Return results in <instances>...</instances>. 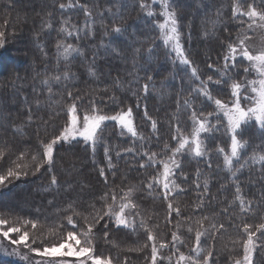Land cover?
<instances>
[{"label": "trees", "instance_id": "1", "mask_svg": "<svg viewBox=\"0 0 264 264\" xmlns=\"http://www.w3.org/2000/svg\"><path fill=\"white\" fill-rule=\"evenodd\" d=\"M173 2L181 23L182 45L193 67L198 68V79L190 76L188 69L178 71L164 54L155 18L146 13L149 0H0V32L4 33L0 50V175L18 168H7L15 158L25 167L22 173L15 170L18 177L11 176L0 185V214L53 228L57 231L52 234L54 239L78 225L91 226L90 235H101L107 230L100 219L104 205L115 191L135 188L139 197L148 196L151 231L164 240L162 243L168 240V250L185 249L187 253L198 229L218 228V234L212 237L211 231L200 243H209L214 249L209 264H232L247 239L243 231L247 224L249 231L256 233L260 248L254 264H264V230L256 231L264 224V164L249 161L254 153L264 154V131L255 123L238 134L247 146L240 159L233 161L231 172L224 165V155L230 154V136L220 114L218 130L201 134L205 155L195 157L185 149L174 157L180 165L173 176L172 189L176 191L171 190L165 199L160 189L148 187L160 164L173 158L180 138L191 137L193 112L203 119L202 112L215 109L213 102L193 91L200 82L209 76L213 81L226 80L211 82L209 91L227 104L231 102V83L244 82L247 64L236 61L233 66V61L224 59L243 24L240 16H233L232 6L245 3V7L252 5L264 12V0ZM61 4L72 7L62 9ZM65 27H84L82 34L69 39L78 53L67 60L60 57L58 47L65 42ZM6 63L8 69L3 67ZM226 63L230 70L222 78ZM72 105L86 114H92L94 106L108 115L131 109L137 136L124 135L107 124L94 147L78 141L59 146L50 166L40 163L36 171L37 163L43 162L38 151L62 131ZM209 122L215 124L216 117H209ZM245 160L248 163L239 169ZM237 188L244 198L243 211L236 199ZM138 233L143 245L147 233L142 229ZM174 234L179 239L174 241ZM117 235L136 245L137 235L130 229L120 228L111 237ZM96 243L99 245L100 239ZM141 250L139 256L146 257L147 250ZM0 264L15 263L0 257Z\"/></svg>", "mask_w": 264, "mask_h": 264}, {"label": "snow or ice", "instance_id": "2", "mask_svg": "<svg viewBox=\"0 0 264 264\" xmlns=\"http://www.w3.org/2000/svg\"><path fill=\"white\" fill-rule=\"evenodd\" d=\"M153 2H156V0H153ZM161 3V15L164 17V22L160 23L158 25L159 29L161 30V35L163 37V42L165 45H170L172 51L175 52L176 56L180 59V62L184 65H188L189 67L190 62L189 60L184 56V51L180 44V33L178 30V21L176 18V15L174 12L169 11V0H160ZM60 7L64 9L65 7H72L71 4L64 5L61 4ZM143 8L144 5H141ZM233 16H247L248 19L251 21V23L248 25L249 28H251L253 25L257 23V20L260 22L258 26L264 27V12H258L256 8L252 5L248 6V10L242 11L240 6L238 4L233 5ZM85 15H88V12H85ZM148 16H152L153 12L148 11ZM66 23V22H65ZM62 31L67 32V29H62ZM116 31H120L117 29ZM73 33L68 32V35L71 36ZM3 32H0V46H3ZM62 47L63 50L59 53L60 56H62L65 60H67L70 56H72L73 53H77L78 49L76 47H73L72 44H67L66 46H58ZM238 56H242L244 60L249 62V65L252 70L255 71L257 74V79H253L247 82V87L250 89L251 93L254 95L249 96L248 94L242 95V90L244 89L245 85L238 83V82H232L231 87V95L233 97L231 101V106L229 104L224 103L221 101V99L214 98L212 93L209 91V86L211 82L215 83H221L226 82V80H216L213 81V77L209 76L207 81H201L200 87L197 89H194L193 91L206 98L207 101L213 102L215 105V109L212 112L201 113L204 118L200 119L197 117V114L193 112L192 114V120L195 125L191 139H189L186 136H182L180 138L178 146L175 148L173 152V158L170 159L167 162H163V172H162V179L157 178L155 180V183L157 185H162V191L165 195V199L168 198V196L171 194L172 187H175V181L171 179L175 175V168H178L180 165L177 163L176 159L174 158L177 154L182 153L185 149H189L191 154H193L195 157H201L205 155V140L201 138L202 133H207L213 130H218V125H221L220 120V114H222L224 120L226 121V133L230 136V154L224 155V165L226 169H228L230 172L232 171V165L234 160H239L241 156V150L244 149L247 146L246 141H241L238 138V134L240 131H242L243 127L251 123L252 121L255 122V124L258 126L259 129L264 131V51H260L258 54H253L249 52V50L244 46V41L241 40L239 47L229 45V50L227 54L225 55L224 59L225 61H233V66L237 60ZM211 67V65L209 66ZM229 66L226 63L225 64V71L221 73L222 78L227 77V72L229 71ZM244 71L247 73L249 72V68L245 67ZM192 76L197 77L196 70L192 69ZM65 78H67V74L65 75ZM57 80H59V77H56ZM45 84H48V81H44ZM145 89H147V85H145ZM242 101H250V104L248 106H242ZM76 113V106L72 105L68 109V124L64 128V130L60 133L59 136L54 138L51 142L47 143L44 146V159L46 162L51 164L52 162V155H53V145L60 142H69L70 140H76L78 138L83 139L84 142L90 143L93 145V147L96 144L97 138H98V130H101V125L105 121H116L117 124L124 130H126L128 133H130L133 137L137 136V132L132 126L131 122V114L132 111L129 109L127 112L124 113H118L115 115H108L103 114L102 112H98L96 107L94 106L92 109V114H85L83 116L82 125L80 121L78 120ZM216 117V123L210 124L209 117ZM153 128H155V124H153ZM173 139H176L174 136ZM127 151L131 152L132 149L129 148ZM219 152L223 153L224 149L219 148ZM105 155H108V149H105ZM155 154H153L149 159H153ZM35 159V157L33 158ZM249 159L253 163H260L264 164V154H256L254 153ZM248 163L247 160L244 161V163L240 164L239 169H242L245 167V165ZM39 165L36 167V171H39ZM141 167H144L143 164H141ZM237 169V171H239ZM233 175H235V172H232ZM8 176H17L19 173H16L14 171H9ZM104 173L101 171V176H103ZM7 177L0 176V184H3L5 179ZM53 184L56 183L55 178H53L52 181ZM207 180L204 181L205 187H207ZM171 185V187H170ZM149 188L152 187V184L150 183L148 185ZM130 195V193H129ZM115 199V198H114ZM236 199L240 201L241 204V210H245L243 208L244 205V198L239 195V188H237V196ZM131 207V205L125 204L120 207V211L115 214V222L116 225L119 227L123 225L124 227H128V220L125 217L124 210L125 208ZM169 210H172L173 206L170 203L168 205ZM178 211V210H177ZM104 215H109V212H105ZM103 217L101 216L100 219ZM98 222V221H97ZM6 222L3 220H0V228L3 227V225ZM69 224H72V219L69 217ZM33 227L36 225L33 224ZM75 227V225L73 226ZM223 227V226H221ZM250 225L245 224L243 231L247 233V240L243 242V257L242 259H237L235 261V264H253V252L256 248V244L254 241V237L256 235L255 232L249 231ZM264 230V224H261L256 231H262ZM88 231L91 232V226H89ZM10 233H21V229L19 227H9L7 230L0 231V235H2L4 238H9ZM202 233L197 232L196 233V246L192 248V251L195 253V256H185L184 254H180L178 257V264L180 262H183V264H201V261L198 259L201 256L202 249L199 247V242L201 238ZM29 234L27 231L23 232L22 234H19L18 238L12 239L11 243L13 244H25L28 240ZM147 239L149 241H154L155 237L152 233L149 232ZM179 237H177L175 234L173 235V240H177ZM75 241L77 245L80 244L79 239L77 238V235L73 231H69L67 233V239L64 243H61L59 245L60 248H64L68 245V242ZM27 246V245H26ZM161 248L165 247L164 244L160 245ZM32 251L35 252L36 255H53L57 252V248L53 247L51 249L44 248L43 251H40L39 249H32ZM91 251L88 247H80L79 252H73L71 248H69V251L66 253L67 255H80V254H88ZM157 248L155 244H153L152 247V264H156L157 261ZM212 255L211 252H208L203 257V264H208L209 257ZM93 260V264H110V261H105L103 259L97 258V257H91Z\"/></svg>", "mask_w": 264, "mask_h": 264}, {"label": "rangeland", "instance_id": "3", "mask_svg": "<svg viewBox=\"0 0 264 264\" xmlns=\"http://www.w3.org/2000/svg\"><path fill=\"white\" fill-rule=\"evenodd\" d=\"M173 3H174L173 0H169V6L168 7H169V11L174 12L176 15V18L178 21V30L180 33L181 23L179 21L180 19L178 17L179 15L177 13V9ZM237 4L240 6L242 11L246 12L248 10V6L245 7L246 6L245 3L239 4L237 2ZM30 5L31 4H29V6ZM148 11L153 12V15L150 17L155 18V22H154L155 25L154 26H156V28L159 32V44L161 45V47L164 51V54H166L169 57V59L172 61V64L177 68L178 71H181V70L184 71L185 69H188V71H187L188 74H190V76H192V69L194 68L196 70L197 75H198V68L193 67V65L191 64V60L189 58H187L188 57L187 52H186L187 49L185 50L184 46L182 45L181 33H180V44H181V47L184 51V56L190 62V65H191L190 67L188 65H184L180 62V59L176 56L175 52L172 51L170 45L164 44L163 37L161 35V30L158 27V25L160 23L164 22V17L161 15L162 8H161L160 0H156V2H153V0H149L148 9L146 10V13ZM157 16H158V20H156ZM237 16H239V15H237ZM240 17L241 18H239V23H241V24L243 23V24L240 27V29L238 30V32L236 33L235 39L233 40L231 45L239 47L240 41L243 40L244 46L249 50V52H251L253 54H258L260 51H264V27L258 26L260 24V22L257 20V23L255 25H253L251 28H249L248 25L251 23V21L248 19V17L247 16H240ZM64 29H67L68 31L67 32L63 31V36L65 39V42H63L61 44L62 46H66L67 44H71L69 42V39L75 38L84 32V27H80V28L65 27ZM68 32H72L73 34L71 36H69ZM73 47H75V46H73ZM1 48H2V46H0V50H1ZM62 50H63V48L59 47V53ZM77 53H73L72 56H70L68 59H71ZM60 57L62 59H64L62 56H60ZM236 61L245 62L247 64L246 67L249 68V72H247V73L245 72V76L243 78L244 82H242V84L245 85V87L242 90V95L248 94L249 96H252L254 94L251 93L250 89L247 87V82L250 80H253V79H257L258 78L257 74L255 73L254 70L251 69L249 62L244 60L242 56H238ZM3 67L5 69H8L9 64L6 63L3 65ZM232 99H233V97L231 95V101H232ZM228 104H229V106H231V102ZM249 104H250V101H242V106H248ZM127 111L128 110H119L115 114L124 113ZM75 114L77 115L78 120L80 121V123L82 125L83 116L86 114V112L80 113L76 109ZM115 114H113V115H115ZM68 120H69V116L67 115L65 122L64 123L62 122V125H63L62 131L67 126ZM131 122H132L133 128L135 129L133 119H132V115H131ZM251 123H255V122L252 121ZM107 124H113L118 132H121L124 135L127 134L128 136L133 137L126 130L122 129L117 124L116 121H112V120L105 121L101 125V129L104 126H106ZM194 127H195V125L192 128V132H193ZM99 132H100V130H98V135H99ZM192 132H190L191 135H192ZM60 133L58 134V136L60 135ZM189 139H191V137ZM77 141L81 142L82 145L89 146L91 148L93 147L92 144L86 143L83 141V139H80V138H78L76 140H70L69 142L60 141V142L53 145L52 161H53L54 155L59 150V146L64 148V146H68V145H70L74 142H77ZM98 141H99V139L97 138L96 143H98ZM44 146L45 145H43V147H41L40 150L38 151V153L40 152V154H41L40 156H41V160L43 162L40 161L37 164L39 165L41 163L40 166L42 164H46V165L50 166V164L48 162H46L44 159V155H43L44 154ZM256 154H258V153H256ZM249 161H251V160L249 159ZM23 164H24V162H21V159L15 158L11 163H9L7 165V168L9 166H14V167L18 166V168H16V169L13 168L12 170L14 172L16 170V171H19L20 173H22L25 170L24 169L25 167L23 166ZM254 164H260V163H254ZM162 172H163V165L161 166V164H160L159 172H158L157 176H155L154 181L152 182V187L149 188L152 191H154V190L159 191V189H160V191H162V185H157L155 183V180L157 178L162 179V175H161ZM0 176H5V177H7L6 179H9L15 175H13L12 177L11 176L9 177L7 175V170H6V173L4 172L3 175H0ZM171 179L173 180V177H171ZM170 187H171V185H170ZM172 188H175V187H172ZM172 190H175V189H172ZM83 191L79 192V193H83ZM136 192H137V190L135 188L130 189V190H128V188H125L124 190L115 191L114 195L111 198V201L109 203H107L106 205H104L103 210H102V212H103L102 217L104 219L103 226L106 227L107 230L102 231L101 235L100 234L96 235L93 233L90 235V232L88 231L89 227H83L81 225L80 226L78 225V227L75 226L76 230L73 229L71 231H73L77 235V238L79 239L80 244L77 245L75 241H70V242H68V245L64 248H60L59 245L66 241L67 233L63 234L62 238L54 239V237L56 235H52V234H56L57 231L53 230V228H49L45 225H36V224H35L36 226L33 227L32 226L33 223H28V222H24V221L21 222L19 217H17V216H15V217L11 216L10 217V215L7 214L6 212H2L0 214V220L5 221L6 223L3 225L2 228H0V231L7 230V228H9V227H19L21 229V233H10L9 238H7V239L4 238L2 235H0V257L5 259V260L13 261V263H15V264H93V260L91 259V257H97V258L103 259L105 261H110V264H152V247H153V244H155V246L157 248V253H158L156 264H178V257L181 253L184 254L185 256H195V253L192 251V248L196 246V236H195V243L190 248V250L187 249V250H189L187 253H186L185 249L182 252L171 251L170 249L168 250V245H169L168 240H166L165 243H162V241H164V240L158 239L157 237L154 236V234H153L154 230L151 231L152 229H151V225H150L151 224L150 220H151L152 216L150 215V209L148 206V202L146 200L147 199L146 197H148V196H145V198L144 197L141 198V197H139L140 195L138 194V192H137V194H138V196H137ZM129 193H130V195H129ZM149 196L151 199L155 198V197H151L152 194L151 195L149 194ZM125 204L131 205V207L125 208V210H124L125 217L128 220L129 224H128V227H124L123 225L118 227L116 225V222H115V214L118 213L120 211V207L122 205H125ZM105 212H109V215H104ZM172 213H173V211H172ZM141 225H143V227ZM120 228L130 229V231H132L135 234V236L137 235L135 238V241H134L136 243V245L134 243H133L134 245H132L133 247L131 245H129L128 242L125 241V238L122 237V235H117V236L111 237L112 234L115 233V231L118 232V229H120ZM91 229H93V228H91ZM141 229H142V231L145 232L144 234L147 233L146 238L143 241V245L139 244V242L141 240V238H140L141 234H139L138 232ZM218 230H220V229L211 228V230L208 231V227H206V228L201 227L200 229L197 230V232L202 233L201 238H200V241H201L204 238V236L209 235L211 231H212V235H213L212 237H214V235L218 234V232H217ZM25 231H27L29 234L28 240L26 241L25 244H13V243H11L12 239L18 238L19 234H22ZM149 232L152 233L153 236L155 237L154 241H149L147 239ZM144 234L142 233V235H144ZM99 239H100L101 243H99V245H97L96 241L98 242ZM254 241H255V239H254ZM119 244L122 245L121 246L122 248L119 247ZM161 244H164L165 247L161 248L160 247ZM255 244H256V248L253 252V264L255 262L254 258L257 257V255L260 253V251H259L260 248L259 247L257 248V242L256 241H255ZM53 247L57 248V252L53 255H36L35 252L32 251V249H39L40 251H43L44 248L51 249ZM80 247H88L91 249V251L88 254H80V255H67L66 254L69 251V248H71V250L73 252L78 253ZM131 247L133 249H131ZM166 247H167V249H166ZM199 247L203 251L201 253V256L198 259L201 261V264H203L204 255H206L208 252L212 253V251L214 249H212V247H210L209 243H208V245L203 246V244H201L199 242ZM141 249L147 250V256L146 257L139 256V253L142 251ZM135 254L136 255L138 254V256H135ZM211 257L212 256L209 257L208 264L211 261ZM242 257H243V249L241 251V254L236 256V258L232 264H235V261L237 259H242ZM210 263H212V262H210ZM180 264H183V262H180Z\"/></svg>", "mask_w": 264, "mask_h": 264}]
</instances>
